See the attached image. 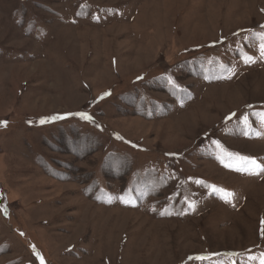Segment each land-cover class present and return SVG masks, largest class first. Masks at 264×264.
Masks as SVG:
<instances>
[{"label":"rangeland","instance_id":"374dc122","mask_svg":"<svg viewBox=\"0 0 264 264\" xmlns=\"http://www.w3.org/2000/svg\"><path fill=\"white\" fill-rule=\"evenodd\" d=\"M262 36L264 0H0V264H261Z\"/></svg>","mask_w":264,"mask_h":264},{"label":"snow or ice","instance_id":"6c2138e0","mask_svg":"<svg viewBox=\"0 0 264 264\" xmlns=\"http://www.w3.org/2000/svg\"><path fill=\"white\" fill-rule=\"evenodd\" d=\"M261 39L264 40V36H262ZM261 54H262V56H264V44L261 45ZM79 115L83 119H91L86 114L81 113ZM42 123H43V121H42ZM0 124L6 125V122H0ZM228 155L231 156L232 154H228ZM236 160H237V163L235 165H226V166L235 167V169L237 171H249L250 169L253 171L256 169L264 171V168H261V166L259 164H257V162L253 159H250L247 157H236ZM221 191L224 192V199L227 202L230 199L232 194L230 192L225 191V190H221ZM41 264H43V260H41ZM261 264H264V260H262Z\"/></svg>","mask_w":264,"mask_h":264}]
</instances>
